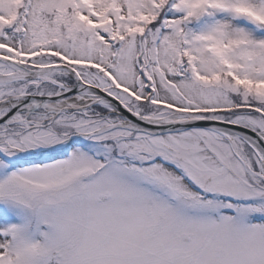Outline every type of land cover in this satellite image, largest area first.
<instances>
[{
    "label": "snow or ice",
    "instance_id": "snow-or-ice-1",
    "mask_svg": "<svg viewBox=\"0 0 264 264\" xmlns=\"http://www.w3.org/2000/svg\"><path fill=\"white\" fill-rule=\"evenodd\" d=\"M0 264H264V0H0Z\"/></svg>",
    "mask_w": 264,
    "mask_h": 264
}]
</instances>
